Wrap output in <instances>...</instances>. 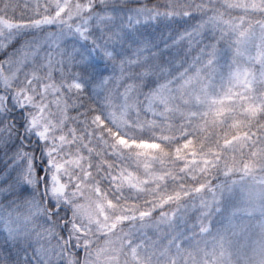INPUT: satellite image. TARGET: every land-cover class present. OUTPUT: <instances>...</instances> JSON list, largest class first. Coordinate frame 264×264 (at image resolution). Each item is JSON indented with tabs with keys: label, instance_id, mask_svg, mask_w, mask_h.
Returning a JSON list of instances; mask_svg holds the SVG:
<instances>
[{
	"label": "snow or ice",
	"instance_id": "6c2138e0",
	"mask_svg": "<svg viewBox=\"0 0 264 264\" xmlns=\"http://www.w3.org/2000/svg\"><path fill=\"white\" fill-rule=\"evenodd\" d=\"M0 264H264V0H0Z\"/></svg>",
	"mask_w": 264,
	"mask_h": 264
}]
</instances>
